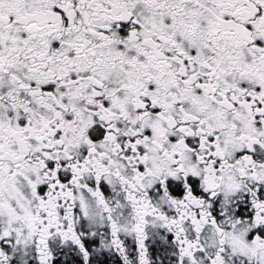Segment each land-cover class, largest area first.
I'll return each instance as SVG.
<instances>
[{
    "label": "snow or ice",
    "instance_id": "obj_1",
    "mask_svg": "<svg viewBox=\"0 0 264 264\" xmlns=\"http://www.w3.org/2000/svg\"><path fill=\"white\" fill-rule=\"evenodd\" d=\"M0 264H264V0H0Z\"/></svg>",
    "mask_w": 264,
    "mask_h": 264
}]
</instances>
